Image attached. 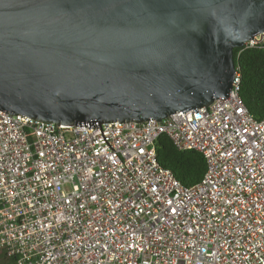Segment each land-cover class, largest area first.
<instances>
[{
	"label": "built area",
	"instance_id": "1",
	"mask_svg": "<svg viewBox=\"0 0 264 264\" xmlns=\"http://www.w3.org/2000/svg\"><path fill=\"white\" fill-rule=\"evenodd\" d=\"M239 90L236 67L197 112L93 128L0 110V264H264V117ZM161 135L203 155L198 182L158 162Z\"/></svg>",
	"mask_w": 264,
	"mask_h": 264
},
{
	"label": "water",
	"instance_id": "2",
	"mask_svg": "<svg viewBox=\"0 0 264 264\" xmlns=\"http://www.w3.org/2000/svg\"><path fill=\"white\" fill-rule=\"evenodd\" d=\"M264 0H0V110L142 122L228 96Z\"/></svg>",
	"mask_w": 264,
	"mask_h": 264
},
{
	"label": "trees",
	"instance_id": "3",
	"mask_svg": "<svg viewBox=\"0 0 264 264\" xmlns=\"http://www.w3.org/2000/svg\"><path fill=\"white\" fill-rule=\"evenodd\" d=\"M234 48V63L240 71L239 94L247 108L257 118L264 117V47L246 48L237 55ZM158 162L170 168L185 185L198 182L203 176L206 163L203 155L195 150L177 149L166 135L156 141ZM5 262V261H4Z\"/></svg>",
	"mask_w": 264,
	"mask_h": 264
}]
</instances>
